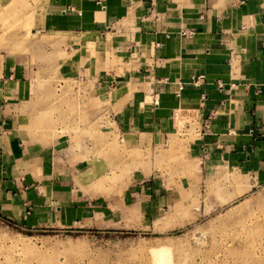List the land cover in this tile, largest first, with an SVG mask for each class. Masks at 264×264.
Returning <instances> with one entry per match:
<instances>
[{
  "label": "crops",
  "instance_id": "1",
  "mask_svg": "<svg viewBox=\"0 0 264 264\" xmlns=\"http://www.w3.org/2000/svg\"><path fill=\"white\" fill-rule=\"evenodd\" d=\"M46 12L35 25L65 40L60 79L102 105L90 122L161 147L185 115L191 158L264 187V0H52ZM38 70L0 56V218L69 232L103 214L102 195L85 192L94 170L73 134L41 118Z\"/></svg>",
  "mask_w": 264,
  "mask_h": 264
},
{
  "label": "rangeland",
  "instance_id": "2",
  "mask_svg": "<svg viewBox=\"0 0 264 264\" xmlns=\"http://www.w3.org/2000/svg\"><path fill=\"white\" fill-rule=\"evenodd\" d=\"M51 2L0 0V56L38 66L40 116L73 134L94 170L85 192L102 195L103 214L69 232L0 218V264H264V187L250 191V177L191 158L198 133L185 115L161 147L90 122L102 105L83 104L78 84L58 75L64 38L37 32Z\"/></svg>",
  "mask_w": 264,
  "mask_h": 264
},
{
  "label": "built area",
  "instance_id": "3",
  "mask_svg": "<svg viewBox=\"0 0 264 264\" xmlns=\"http://www.w3.org/2000/svg\"><path fill=\"white\" fill-rule=\"evenodd\" d=\"M195 81V80H194ZM199 81V79L196 80V83Z\"/></svg>",
  "mask_w": 264,
  "mask_h": 264
}]
</instances>
